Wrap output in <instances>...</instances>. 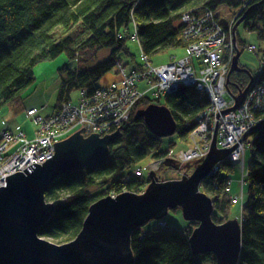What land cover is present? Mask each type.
<instances>
[{
	"label": "trees",
	"instance_id": "trees-1",
	"mask_svg": "<svg viewBox=\"0 0 264 264\" xmlns=\"http://www.w3.org/2000/svg\"><path fill=\"white\" fill-rule=\"evenodd\" d=\"M221 5L234 10L231 21H222L216 14L226 28L243 18L241 24L264 42V0H0V109L21 98L35 79V66L40 62L62 53L67 56L60 68L57 109L62 102L72 101L74 90L94 92L101 86L102 77L119 62L125 63L121 54L131 55L128 42L135 33L134 40L151 60L163 51L186 48L188 43L182 35L185 12L211 9L216 13ZM236 36L239 42V34ZM104 49L109 53L100 60ZM239 49L238 43L236 53ZM261 60L257 76L248 70L232 72L229 88L238 92L263 83L264 57ZM152 103L170 109L178 137L186 140L197 124V116L208 106L209 97L194 85L181 84L172 92L141 99L120 125L104 164L62 175L52 182L45 197L54 204V212L40 228L42 237L69 242L81 231L94 202L125 191H145L150 178L130 175L131 169L141 167L137 163L149 155L159 160L170 152L161 149L162 138L149 130L144 119H135L138 109ZM255 116V127L246 137L248 174L238 264H264V109L256 110ZM234 170V163L225 160L200 187L213 200L212 217L217 223L232 219L234 200L229 182ZM188 222L185 228L161 225L160 221L153 230L136 228L131 235L134 264H217L213 253L195 254L190 237L199 222Z\"/></svg>",
	"mask_w": 264,
	"mask_h": 264
},
{
	"label": "water",
	"instance_id": "water-1",
	"mask_svg": "<svg viewBox=\"0 0 264 264\" xmlns=\"http://www.w3.org/2000/svg\"><path fill=\"white\" fill-rule=\"evenodd\" d=\"M242 20L233 27L235 33ZM240 54L236 53L228 78L234 71H247L239 65ZM249 89L250 85L236 97L232 109L244 101ZM141 118L160 138L177 132L176 120L166 105L152 103L138 109L135 119ZM83 128L54 142L55 154L45 162L32 163L24 169L26 173L17 171L8 175L7 185L0 186V264H134L132 232L152 219H163L169 209L178 207L186 220L199 222L190 237L195 254L213 253L217 264H238L242 250L241 221L215 222L213 200L200 190L203 180L231 152L217 148L216 134L209 154L192 174L184 171L186 175L180 179L161 181L151 169L150 183L144 192L125 191L94 202L73 240L59 244L42 237L40 228L54 212V204L45 197L52 182L62 175L104 164L109 145L120 133L117 129L104 137L97 132L85 137L80 133ZM199 160L186 161L180 167L167 159L165 165L182 169Z\"/></svg>",
	"mask_w": 264,
	"mask_h": 264
},
{
	"label": "built area",
	"instance_id": "built-area-1",
	"mask_svg": "<svg viewBox=\"0 0 264 264\" xmlns=\"http://www.w3.org/2000/svg\"><path fill=\"white\" fill-rule=\"evenodd\" d=\"M182 22L185 25L182 35L188 43L184 57L154 65L147 55L141 53V62L130 66L119 62L115 80L92 93L81 90L77 102L64 101L49 115L43 114L39 107H30L27 116L36 125L34 135L29 136L21 126H5L0 137V186L7 185L8 175L17 171L26 173L24 169L32 163L42 164L52 157L54 142L70 137L73 131L84 127L80 131L83 136L97 132L104 137L119 129L127 114L145 96L155 98L186 84L204 90L209 97L208 106L197 116V124L189 135L192 146L177 154L170 151L149 168L156 173L161 161L167 159L179 166L200 159L197 165L209 154L216 134L217 148L231 149L226 160L238 166L242 174L240 194H230V197L234 201L243 199L248 174L246 137L257 122L255 111L264 109V82L250 88L244 101L232 109L236 97L242 92H234L228 84L238 49L233 27L226 28L211 9L199 13L187 11ZM132 38H137L136 33ZM249 48L255 50L256 46L250 45ZM144 173L145 168L139 167L130 175L143 177ZM158 180L165 181L159 177ZM160 224L166 222L160 221Z\"/></svg>",
	"mask_w": 264,
	"mask_h": 264
},
{
	"label": "rangeland",
	"instance_id": "rangeland-1",
	"mask_svg": "<svg viewBox=\"0 0 264 264\" xmlns=\"http://www.w3.org/2000/svg\"><path fill=\"white\" fill-rule=\"evenodd\" d=\"M233 13L234 10L228 7L227 5H221L216 10V14L220 17V20L222 21H231L233 18ZM236 33L239 34L238 43L240 46L239 52L241 53L239 56V65L240 67L250 71L254 76H257L261 71V59L262 57H264V53L262 51L264 49V42L258 38L256 32L246 29L244 27V24L238 25ZM128 45L130 48L131 55L123 52L121 54L122 60L128 63L129 66L133 63L141 62L142 50L140 48L139 42L134 39H131L128 42ZM250 45H255L257 49L251 50L249 48ZM108 53V49L102 50L99 57L100 60L105 59ZM186 54V48L181 47L176 49H169L153 56L151 58V62L154 65L169 63L172 60L184 57ZM66 60V54L62 53L52 60L40 62L35 66V79L23 90L21 98L13 103L5 105L3 108L0 109V130L4 128L5 125L13 126L14 124L12 125L10 120H14L15 122L24 126L26 129L32 130L33 135V132L36 130V125L27 116V111L32 106L39 107L42 110L43 114H50L55 111L61 80L60 68L61 66H63V64H65ZM116 76L117 72L115 67L100 79V84L106 85L107 83L115 80ZM80 95V90H74L71 95L72 102H77ZM75 132H77V130L73 131L72 134H74ZM171 143L173 144L172 146ZM160 146L162 150L170 149V151H172L174 154H177L182 150L190 148L192 146V141L190 137H188V139L186 140H181L178 137V133H175L174 135L162 138ZM156 161L157 160L155 158L149 155L144 160L137 163L138 166L145 168L144 179H149V167L152 163ZM165 161H161L160 169L156 171V176L161 179L162 177H164L163 180L165 181L182 178L184 171H186L190 175L196 167V163H193L190 166H184L182 169H180V166L177 170H175L171 168L172 166L165 165ZM134 170L135 169L132 168L131 172H133ZM241 178V170L238 166H236L232 174V180L230 184V191L232 194H240ZM243 199L240 198L234 201L231 209L232 219H237L241 221L242 205L244 201ZM163 220L166 221L168 226H178L180 228H185L189 225L188 220H186L184 217V213L181 207L169 209L167 214L164 216ZM159 221L160 220L158 219H152L142 227L145 231L151 229L153 230L154 228L158 227ZM46 239L50 240L49 238ZM207 264H209V262H207Z\"/></svg>",
	"mask_w": 264,
	"mask_h": 264
},
{
	"label": "crops",
	"instance_id": "crops-1",
	"mask_svg": "<svg viewBox=\"0 0 264 264\" xmlns=\"http://www.w3.org/2000/svg\"><path fill=\"white\" fill-rule=\"evenodd\" d=\"M126 63V62H125ZM128 64V63H127ZM117 77V76H116ZM33 107V106H32ZM53 113V112H52ZM51 114V113H50ZM46 115H49V114H46ZM10 122L12 123V127H14V126H21L28 134H29V136H32V130H28V129H26L24 126H22L21 124H19V123H17V122H15L14 120H10ZM6 126V125H5ZM3 129V128H2ZM2 129L0 130V137H1V131H2ZM33 135H34V132H33ZM171 168H173V167H171ZM173 169H175V168H173ZM175 170H177V169H175ZM232 194V193H231Z\"/></svg>",
	"mask_w": 264,
	"mask_h": 264
},
{
	"label": "bare ground",
	"instance_id": "bare-ground-1",
	"mask_svg": "<svg viewBox=\"0 0 264 264\" xmlns=\"http://www.w3.org/2000/svg\"><path fill=\"white\" fill-rule=\"evenodd\" d=\"M160 221H163V219H160Z\"/></svg>",
	"mask_w": 264,
	"mask_h": 264
},
{
	"label": "flooded vegetation",
	"instance_id": "flooded-vegetation-1",
	"mask_svg": "<svg viewBox=\"0 0 264 264\" xmlns=\"http://www.w3.org/2000/svg\"><path fill=\"white\" fill-rule=\"evenodd\" d=\"M186 174H187V172H186ZM186 174H184V175H186ZM184 175H183V176H184Z\"/></svg>",
	"mask_w": 264,
	"mask_h": 264
}]
</instances>
